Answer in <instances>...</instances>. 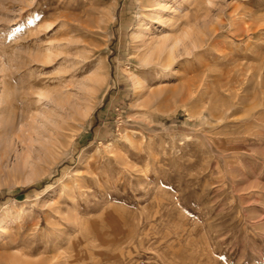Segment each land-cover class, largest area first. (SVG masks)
<instances>
[{"label":"rangeland","instance_id":"1","mask_svg":"<svg viewBox=\"0 0 264 264\" xmlns=\"http://www.w3.org/2000/svg\"><path fill=\"white\" fill-rule=\"evenodd\" d=\"M0 126V264H264V0H0Z\"/></svg>","mask_w":264,"mask_h":264},{"label":"bare ground","instance_id":"2","mask_svg":"<svg viewBox=\"0 0 264 264\" xmlns=\"http://www.w3.org/2000/svg\"><path fill=\"white\" fill-rule=\"evenodd\" d=\"M50 5V4H49ZM149 5H150V3H149ZM56 7V6H55ZM63 7V6H62ZM65 7V6H64ZM63 7V8H64ZM68 8V7H67ZM60 9H61V7H60ZM55 11V9H54V7H52V6H50L49 7V9H48V11H47V13H53L52 11ZM71 10V9H70ZM66 11V10H65ZM75 12V11H74ZM73 13V12H72ZM70 14L69 13V11H68V13H66V12H64V9H62V11L61 12H59L58 14H55L56 16H55V18L56 17H58L59 19H61L60 21L62 22V23H64L65 24V26L67 25V28H65V29H63V30H61L60 32H58L57 33V36L58 37H62V36H64V35H67V34H69L70 32H72V31H75V30H77L78 28H77V26L75 25V24H78V26H85V27H89V28H91V26L89 25V24H87V23H84V22H82L81 21V19L79 18V16L77 15V14ZM76 13V12H75ZM82 13V12H81ZM82 15H83V13H82ZM83 17V16H82ZM70 22H76L75 24H72V23H70ZM87 22V21H86ZM79 31V30H78ZM56 34V33H55ZM167 43V42H166ZM55 45V44H54ZM51 47V46H50ZM50 47L49 48H47L46 50H49L50 49ZM164 48H166L165 47V45H164ZM162 49H163V47L162 46H157L156 47V49L155 50H157V51H162ZM159 53V52H158ZM164 54V53H163ZM161 55V54H160ZM165 56V55H164ZM172 56V55H171ZM170 55H169V57H171ZM168 57V56H167ZM166 57V58H167ZM162 59V57H159V59ZM164 58V57H163ZM158 60L159 62H160V65H164V68L167 66V65H170V61L168 62L167 60V64L164 62V63H161L162 62V60H164V59H162V60ZM155 61V60H154ZM165 61V60H164ZM156 62V61H155ZM169 63V64H168ZM155 64V63H154ZM156 67V66H155ZM157 68V67H156ZM62 76V75H61ZM60 76V77H61ZM62 78V77H61ZM62 79H64V78H62ZM59 80H60V78H59ZM58 81V80H57ZM31 85V84H30ZM29 85V86H30ZM33 85V84H32ZM54 87H56V89H57V91H58V93L60 94V92H62V88H64V86H65V84L63 83V81H58V82H56L54 85H53ZM32 87V86H31ZM30 87V88H31ZM29 88V87H28ZM29 88V89H30ZM32 89V88H31ZM35 94H34V92H27V94H23V97L24 98H26L25 99V101H27V102H25L26 104H28L29 105V109H33V108H36L35 106V104H33L32 103V101H30L29 99H31V97H35L34 96ZM42 97H43V94L42 93H40L39 94V98L38 99H42ZM24 98H22L23 100H24ZM60 98V97H59ZM57 99V98H56ZM5 102L8 104H10V106H13L12 108H13V114H14V116H16V117H18L19 115H23V116H27L28 115V117H26V119H29L30 118V120L31 121H33L32 119L34 118V115H33V113L31 112L32 110H30V111H25L24 112V110H23V112H21V113H19V110L18 109H20V105H18L16 102L17 101H15V100H10V98H9V96L8 95H6L5 96ZM17 100V99H16ZM52 100L53 99H51L50 101L48 100L47 102H46V104H50L51 105V103H52ZM38 101H40V100H38ZM54 101H55V98H54ZM37 102V101H36ZM57 103H58V100H57ZM20 104V103H19ZM38 104V103H37ZM39 108H41V105H39L36 109H39ZM22 111V110H21ZM37 118V117H36ZM29 120V121H30ZM29 123V122H28ZM5 131H6V128L4 127V126H0V133H5ZM11 131L12 132H16L17 131V129H16V126H14L13 127V129H11ZM9 133H11V132H9Z\"/></svg>","mask_w":264,"mask_h":264}]
</instances>
